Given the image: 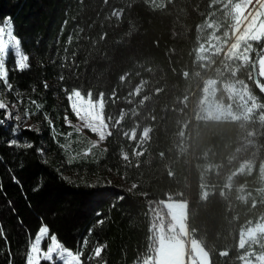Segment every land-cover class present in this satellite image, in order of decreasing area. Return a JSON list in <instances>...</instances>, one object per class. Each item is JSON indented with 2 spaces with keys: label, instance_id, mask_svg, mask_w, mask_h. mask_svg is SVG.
Here are the masks:
<instances>
[{
  "label": "trees",
  "instance_id": "16d2710c",
  "mask_svg": "<svg viewBox=\"0 0 264 264\" xmlns=\"http://www.w3.org/2000/svg\"><path fill=\"white\" fill-rule=\"evenodd\" d=\"M235 1L0 0V26L11 18L29 65L19 70L9 54L11 88L0 80V264H26L45 226L81 253V264L154 261L172 226L170 200L187 204L189 238L209 264L264 253V235L240 247L242 233L264 221V166L240 171L236 122L203 119L197 109L206 72L199 50L227 29ZM227 66L236 75L222 72ZM252 73V64L222 61L209 77L246 84L258 105L251 121L264 123ZM73 90L102 98L110 128L103 146L64 123ZM16 99L38 130L12 134L4 117Z\"/></svg>",
  "mask_w": 264,
  "mask_h": 264
},
{
  "label": "rangeland",
  "instance_id": "374dc122",
  "mask_svg": "<svg viewBox=\"0 0 264 264\" xmlns=\"http://www.w3.org/2000/svg\"><path fill=\"white\" fill-rule=\"evenodd\" d=\"M233 0H231L232 2ZM230 4L228 27L221 34L212 33L207 37L205 44L199 50V62L205 74L199 73L200 82L198 89L201 91L200 101L197 103L198 115L203 119L225 120L230 119L236 122V159L240 162V171L249 170L255 162H260L264 166V123L259 117V122L253 123L252 116L256 113L258 105L250 94L248 87L243 82H220L210 79L209 75L218 63L226 61L228 63L237 62L243 65H250L255 60V68L258 70L257 77L264 79V53L260 54L257 44L264 42V0H237ZM2 22L1 26L4 24ZM7 42V36H5ZM264 49V47L262 48ZM261 49V50H262ZM21 54H23L20 50ZM13 54L15 50L8 49L5 60ZM24 55V54H23ZM222 72L236 75L237 70L229 66ZM253 78V73L248 74V79ZM3 81L2 79H0ZM72 93V92H71ZM70 93V94H71ZM2 94V93H0ZM69 94V95H70ZM67 96L69 114L66 115L64 123L72 128V131L84 135L97 146H103L110 128L108 121L104 118V139L101 140L98 134L93 133L85 126L72 111L71 104ZM85 98L89 95L82 94ZM2 96V95H1ZM99 107L102 98L93 100ZM21 101L10 102L12 114V126L18 125V130L29 129L38 130L40 121L36 120L27 110H20ZM19 116L17 121L14 117ZM147 130L143 133L146 137ZM132 138V135L131 137ZM168 210L173 218L172 226L168 232L160 235L158 248L156 250V264H209L207 253L199 244L189 238L187 226V204L185 202H167ZM38 234H35V236ZM264 235V221L248 228L242 233L240 247L256 241ZM35 236L31 241H34ZM51 236H47L42 241V250L46 251ZM30 248V244H29ZM53 261H58L54 255ZM62 263V262H61ZM243 264H264V253L255 254L252 251L246 253Z\"/></svg>",
  "mask_w": 264,
  "mask_h": 264
},
{
  "label": "snow or ice",
  "instance_id": "6c2138e0",
  "mask_svg": "<svg viewBox=\"0 0 264 264\" xmlns=\"http://www.w3.org/2000/svg\"><path fill=\"white\" fill-rule=\"evenodd\" d=\"M5 36H7V42L5 41ZM20 40L14 36L13 34V25L10 17L5 19V22L2 26H0V79L11 88V85L8 84V73L5 69V56L8 53V49L11 46L15 50V64L19 70H24L29 67L27 61L28 56L23 55L19 51ZM71 109L73 113L82 121H84L85 126L90 129L93 133L98 134L101 140L104 139V118L101 114L103 108V102L101 101L98 105L91 99L90 96L85 98L79 90H73L72 93L68 97ZM7 105L0 102V109H6ZM11 113H5L4 119H10ZM15 120L19 121L20 117H14ZM67 119V117H65ZM3 123V120H0V124ZM19 126L13 125L12 134L15 135L18 131ZM11 144H16L17 141L12 140L9 142ZM29 147L31 145H28ZM14 182L16 181L15 176H13ZM0 189H2V185H0ZM35 190V189H34ZM103 195V193H100ZM122 199V197H120ZM9 205H11V201H9ZM13 211H15L13 209ZM99 223H103V221H99ZM48 228L41 227L38 230V234L35 236L34 241H30V248L26 258V264H41V260L44 261H53L54 255L58 261L62 262V264H81V253L78 251L76 254L73 251L64 248L57 240L55 235H52L50 238V243L46 249V251L42 250V241L48 234ZM85 243L87 240L85 239ZM102 252L101 247L94 248V256L100 257ZM145 264H156V261L152 260L149 257Z\"/></svg>",
  "mask_w": 264,
  "mask_h": 264
},
{
  "label": "water",
  "instance_id": "95a60500",
  "mask_svg": "<svg viewBox=\"0 0 264 264\" xmlns=\"http://www.w3.org/2000/svg\"><path fill=\"white\" fill-rule=\"evenodd\" d=\"M264 53V49H262L259 53L260 54H263ZM256 64H255V60H254V63H253V82L256 86V88L259 90V92L261 94L264 95V87L261 85L260 81H259V78L257 77V72H256V68H255Z\"/></svg>",
  "mask_w": 264,
  "mask_h": 264
}]
</instances>
